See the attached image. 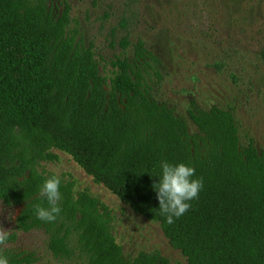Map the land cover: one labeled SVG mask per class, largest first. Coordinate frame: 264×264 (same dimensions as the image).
Listing matches in <instances>:
<instances>
[{
	"label": "trees",
	"instance_id": "obj_1",
	"mask_svg": "<svg viewBox=\"0 0 264 264\" xmlns=\"http://www.w3.org/2000/svg\"><path fill=\"white\" fill-rule=\"evenodd\" d=\"M71 12L68 0H0V203L22 206L16 230H42L65 264H171L158 252L125 256L110 209L76 192L72 180L61 178L57 219L36 218L38 186L53 174L41 163L57 161L58 150L158 224L188 264H264V150L252 138L241 142L231 109L192 103L191 129L159 101L152 83L162 62L141 38L125 39L124 55L102 72ZM162 160L190 163L203 182L171 224L153 189ZM0 253L10 264L37 261L33 253Z\"/></svg>",
	"mask_w": 264,
	"mask_h": 264
},
{
	"label": "rangeland",
	"instance_id": "obj_2",
	"mask_svg": "<svg viewBox=\"0 0 264 264\" xmlns=\"http://www.w3.org/2000/svg\"><path fill=\"white\" fill-rule=\"evenodd\" d=\"M73 24L92 45L102 72L124 55L121 43L141 38L162 62L153 76V94L191 127L192 103L204 109H231L242 143L252 138L264 150V0H68ZM58 5L59 0H53ZM131 49V47H130ZM130 49L128 50L131 54ZM191 129H193L191 127ZM57 161L41 170L87 190L111 211L112 229L124 255L158 252L171 264H188L160 226L135 213L102 184H97L70 155L54 150ZM22 206L0 203V236L16 234L0 247L35 254L34 264H65L47 248L42 230L18 232Z\"/></svg>",
	"mask_w": 264,
	"mask_h": 264
},
{
	"label": "clouds",
	"instance_id": "obj_3",
	"mask_svg": "<svg viewBox=\"0 0 264 264\" xmlns=\"http://www.w3.org/2000/svg\"><path fill=\"white\" fill-rule=\"evenodd\" d=\"M158 179L153 189L159 203V213L166 223H173L174 218L181 217L190 207V201L196 199L203 187L202 179L195 175V169L190 163L169 162L162 160ZM61 178L58 174L47 175L38 186L37 198L43 203L33 207L36 218L40 221L54 222L61 212ZM6 237L0 236V243ZM0 264H10L9 257L0 253Z\"/></svg>",
	"mask_w": 264,
	"mask_h": 264
}]
</instances>
